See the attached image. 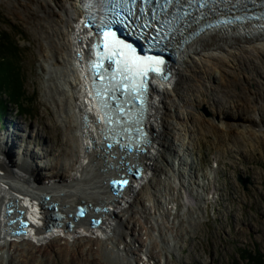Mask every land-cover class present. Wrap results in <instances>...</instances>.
<instances>
[{
  "label": "bare ground",
  "instance_id": "1",
  "mask_svg": "<svg viewBox=\"0 0 264 264\" xmlns=\"http://www.w3.org/2000/svg\"><path fill=\"white\" fill-rule=\"evenodd\" d=\"M0 1L21 15L39 41L43 97L53 110L44 125L63 136L44 139V125H35L33 136L22 130L16 137L0 133V264L64 247L96 252L104 264H151L152 259L163 264L160 250L171 257V245L173 250L184 245L178 226L185 209L196 221L209 202H222L216 180L226 151L205 167L199 160L193 166L194 160L166 158L170 137L183 154H194L196 125L212 126L193 110L209 97L213 117L227 113L244 121L223 119L220 125L230 137L264 138V22L172 36L161 70L150 71L133 43L105 32L101 23L96 29L84 0ZM129 35L156 41L135 30ZM248 88L254 96L241 94ZM164 104L170 105L166 114ZM164 118L171 132L163 140ZM17 124L10 123L20 131ZM41 139L50 151L34 163L23 140ZM179 168H187V185ZM158 183L164 201L150 196L158 193ZM138 211L148 219L146 226L135 218Z\"/></svg>",
  "mask_w": 264,
  "mask_h": 264
},
{
  "label": "rangeland",
  "instance_id": "2",
  "mask_svg": "<svg viewBox=\"0 0 264 264\" xmlns=\"http://www.w3.org/2000/svg\"><path fill=\"white\" fill-rule=\"evenodd\" d=\"M20 16L13 14L0 1V34L3 35L0 37V82L3 84L0 89V103L7 108L5 114L3 112L0 114V119L2 118L0 133H14V137L21 135V130L25 131L26 136L28 133L33 136L31 132L33 127L37 125V128H42L45 121L50 123V115L53 111L43 97L44 80L40 67L39 41L35 39L32 30ZM7 81L12 89L5 85ZM238 89L235 90L238 92ZM226 90L232 92L233 88L228 87ZM240 91L242 95L254 96V91L250 88ZM9 93H12L14 97L18 93L20 97H15L18 101L10 102L6 97ZM256 94L260 96L261 91H257ZM204 99L193 111L198 120L205 121L208 126H212V130L201 124L196 125L197 138L193 155L183 154L180 151L179 142L169 136L171 125H167L169 120L166 118L163 119L161 139L164 140L166 134L170 137L168 145L165 146L166 158L174 159L178 156L179 160L181 158L194 160L193 166H196L199 160L201 166L205 167L219 151L226 150L220 158L218 164L220 171L216 180L222 202L220 204L209 202L207 213H201L204 217L200 220L198 215L196 221L193 219L191 210L185 209L186 218L178 226L181 231L178 234L183 235V238H180L184 240V245L174 250L171 245V257H168L163 250L159 253L162 255L163 264H264V138L261 136L259 140L250 139L242 142L238 138L230 137L220 123L230 119L228 124H232L241 118L227 113L220 118L216 115L213 117L209 97L207 101L206 97ZM166 104H164L165 114L170 110V105L168 104L167 107ZM6 120L8 122L5 124ZM13 120L18 122L20 131L13 130V126L10 125ZM241 122L244 121L240 120L239 123ZM44 126L46 128L40 132L44 139L48 134L54 141L63 139L59 129L53 125L50 129L47 125ZM44 139L36 144H29L23 140V146H27L29 152L31 150L33 152L30 156L34 163L40 162L37 155L50 151ZM186 169L183 168L182 171L179 168L180 176H182L181 172L185 173L183 176L185 185L190 180L187 178ZM38 181L41 183L40 180ZM162 188L159 184L156 187L158 193L155 191L150 193V196L164 201L163 197H160L165 193ZM183 192H186L184 193L186 200L195 202L189 195V190L183 189ZM139 193L141 195L145 192L141 189ZM193 207L197 208L194 205ZM134 215L142 226H146L148 219L142 212L138 211ZM122 230L127 231L124 224ZM168 232L170 233L171 230ZM173 233L175 234L176 230H173ZM157 240L162 242L159 237ZM160 245L162 246L163 243ZM131 256L135 257L134 254ZM100 259L96 252L89 255L88 251L64 247L60 251L48 248L38 254L24 255L22 260L17 259L12 262L13 260L10 259L9 263L5 264H104ZM151 264H159L158 259H152Z\"/></svg>",
  "mask_w": 264,
  "mask_h": 264
},
{
  "label": "water",
  "instance_id": "3",
  "mask_svg": "<svg viewBox=\"0 0 264 264\" xmlns=\"http://www.w3.org/2000/svg\"><path fill=\"white\" fill-rule=\"evenodd\" d=\"M137 48V47H136ZM138 49V48H137ZM138 53H139V56H140V59L143 60V64H145V66H147V68L150 69V71L152 70L151 67H154V66H159L161 63L163 62H166V57L165 59H162V61L160 60H153V62L149 61L146 57V53L141 51V50H138ZM173 56V55H172ZM161 66V65H160Z\"/></svg>",
  "mask_w": 264,
  "mask_h": 264
},
{
  "label": "trees",
  "instance_id": "4",
  "mask_svg": "<svg viewBox=\"0 0 264 264\" xmlns=\"http://www.w3.org/2000/svg\"><path fill=\"white\" fill-rule=\"evenodd\" d=\"M1 35V34H0ZM0 37H3V35H1ZM6 75H7V73H6ZM8 81L5 83V85L7 84L8 85ZM8 86H10V84L8 85ZM8 86H6L7 88H8ZM2 87H3V84H1V82H0V89H2ZM6 88V89H7ZM10 88L12 89V87L10 86ZM4 89H5V86H4ZM8 90V89H7ZM4 93V92H3ZM7 99L8 100H10V102H14V101H18V100H16L15 99V97H20L19 96V94L17 93L16 94V96L14 97V95L12 94V93H9L7 96ZM4 110H6V107L2 104V103H0V114L4 111ZM19 112H21V111H19Z\"/></svg>",
  "mask_w": 264,
  "mask_h": 264
}]
</instances>
